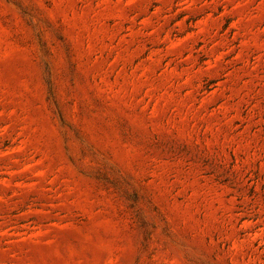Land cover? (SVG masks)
<instances>
[{
  "label": "rangeland",
  "instance_id": "374dc122",
  "mask_svg": "<svg viewBox=\"0 0 264 264\" xmlns=\"http://www.w3.org/2000/svg\"><path fill=\"white\" fill-rule=\"evenodd\" d=\"M0 264H264V0H0Z\"/></svg>",
  "mask_w": 264,
  "mask_h": 264
}]
</instances>
